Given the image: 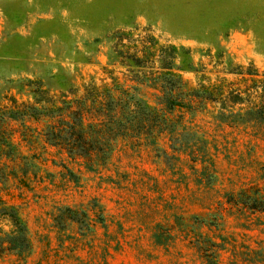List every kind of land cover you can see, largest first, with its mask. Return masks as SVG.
<instances>
[{
  "label": "rangeland",
  "instance_id": "rangeland-1",
  "mask_svg": "<svg viewBox=\"0 0 264 264\" xmlns=\"http://www.w3.org/2000/svg\"><path fill=\"white\" fill-rule=\"evenodd\" d=\"M155 1L0 0V264H264V0Z\"/></svg>",
  "mask_w": 264,
  "mask_h": 264
},
{
  "label": "trees",
  "instance_id": "trees-1",
  "mask_svg": "<svg viewBox=\"0 0 264 264\" xmlns=\"http://www.w3.org/2000/svg\"><path fill=\"white\" fill-rule=\"evenodd\" d=\"M166 72L167 73L159 71L154 77L153 84L156 86L154 87L155 92L152 94V101L154 103V106L147 104V102L145 101L142 103L149 108H155L159 111H162L164 113V118L170 120H174L175 118L185 120L186 114L189 112L190 116L189 120H187V122L189 123L188 126H190L191 129L196 126L198 131H202L203 127L197 124L200 119L197 117L199 99L197 97L196 91L194 89H189L187 87V82H184L178 74L170 70ZM165 75L168 76L164 77ZM138 83L142 84L143 82ZM178 84L179 86H176ZM131 89H134V87H132ZM184 90H187L186 92H188V94L182 96V92ZM124 91L127 90L124 89ZM137 103L138 102H135L134 104ZM11 110L12 111L7 116V119L16 121L20 120L19 114L22 113L18 106L13 107ZM68 117H70V115H68ZM89 125L90 123H85V117L81 112V117L79 118L77 124L73 123L70 120H68L66 123L59 122L58 120L53 122V124L50 126V129H52L51 137H60L62 132L61 128L63 127H66L71 132H74L75 126L80 129H84ZM98 126L102 127L103 124L99 122ZM178 133V129L173 126L166 131V137H176ZM6 137H12V135H8Z\"/></svg>",
  "mask_w": 264,
  "mask_h": 264
},
{
  "label": "crops",
  "instance_id": "crops-1",
  "mask_svg": "<svg viewBox=\"0 0 264 264\" xmlns=\"http://www.w3.org/2000/svg\"><path fill=\"white\" fill-rule=\"evenodd\" d=\"M191 0H185L183 1V13H187V17H188V24L186 26V33H189V34H194V31H195V27H193L191 24H190V20L192 21L193 17H194V12H192V10H190V2ZM135 4H137L138 7H142L141 9H137L136 13L131 16L128 15V17L120 20L118 22H122V23H129L131 21H135V22H138V23H155V20L153 19V17L149 16L148 14H154L157 10V6L158 4L156 3L155 0H134ZM193 3V2H192ZM138 11H141V12H144V13H141V12H138ZM148 13V14H147ZM190 14V15H189ZM156 15V14H154ZM192 15V17H190ZM198 19V18H197ZM196 20V19H195ZM199 30V28H196V31Z\"/></svg>",
  "mask_w": 264,
  "mask_h": 264
}]
</instances>
